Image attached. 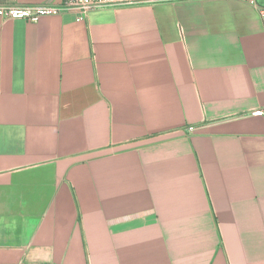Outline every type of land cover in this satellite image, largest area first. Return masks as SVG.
Listing matches in <instances>:
<instances>
[{
    "label": "crops",
    "instance_id": "obj_1",
    "mask_svg": "<svg viewBox=\"0 0 264 264\" xmlns=\"http://www.w3.org/2000/svg\"><path fill=\"white\" fill-rule=\"evenodd\" d=\"M0 264H264V16L0 18Z\"/></svg>",
    "mask_w": 264,
    "mask_h": 264
},
{
    "label": "built area",
    "instance_id": "obj_2",
    "mask_svg": "<svg viewBox=\"0 0 264 264\" xmlns=\"http://www.w3.org/2000/svg\"><path fill=\"white\" fill-rule=\"evenodd\" d=\"M180 1L191 0H61L58 4H0V18L2 20L23 19L29 22H34L44 16L73 13L76 20H82L88 15V13L95 10L137 5H156L164 2ZM239 1L247 3L257 10L261 16H264V0ZM254 113L261 115L262 110H256ZM188 130L192 131L193 128L189 127Z\"/></svg>",
    "mask_w": 264,
    "mask_h": 264
}]
</instances>
